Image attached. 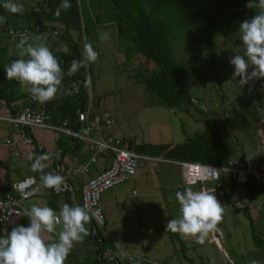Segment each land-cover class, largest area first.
I'll return each mask as SVG.
<instances>
[{"label": "rangeland", "instance_id": "rangeland-1", "mask_svg": "<svg viewBox=\"0 0 264 264\" xmlns=\"http://www.w3.org/2000/svg\"><path fill=\"white\" fill-rule=\"evenodd\" d=\"M23 1L30 7L37 0ZM86 8L90 10L89 6ZM4 13L7 16L1 14L0 17L9 21L11 12L5 10ZM10 24L7 21L0 23V93L8 95L16 103H22L31 97L27 86L16 80H7L5 72V67L19 58L15 54V45L24 36L31 38L29 42H37L35 38L44 35V43L55 51L63 46V42L52 30L42 34L29 31L15 36L11 33ZM4 27L9 29L8 35ZM55 29L61 31L58 25ZM105 33L108 39L101 40L100 36ZM71 35L75 40L80 37L82 42L84 40V35L76 31H72ZM240 36L241 33L234 36V43L216 39L213 51L204 44L182 41L173 44V54L177 58L205 74L203 80L195 79L190 84L194 104L204 110L201 113L191 106H186L187 109L184 106L166 108L152 103L153 98L137 76L149 64L139 54H131L127 59L117 44L113 25H98L87 39L99 53L96 62L91 63L94 82L86 86L88 109L103 119L107 115L111 128L106 132L133 143H181L194 132L210 137V128L205 123L208 119L210 125L219 127L222 139L229 146L230 159L241 155L251 159L256 146L261 144L255 132V122L262 118L260 106L264 100V78L249 81L243 87L239 85V77L233 80L234 66L230 59L237 53L243 55L245 51ZM9 48L14 50L13 55L8 54ZM68 92L59 90L54 99L67 96ZM3 114L0 110V115ZM30 129L36 141L49 152L59 138L65 147L70 144L69 137L60 131ZM90 134L97 136L94 132ZM6 138L13 139L15 145L7 146ZM78 141L82 146L77 150L79 155H90L89 143ZM17 142L12 125L0 120V158L5 159L4 163L0 161L3 166L0 167V175L6 170L9 178L32 174V161L28 158L32 148ZM163 160L157 157L139 159L134 176L100 194L99 204L105 216L101 232L107 239L103 254L117 255L121 264H251L252 260L264 264V247L254 242L251 230L253 227L256 237L264 243V215L261 216L252 207L246 214L239 208L225 210L217 229L209 233L203 244L197 243L194 238L166 231L167 222L180 217L175 193L184 191L189 185L182 183L177 165ZM107 162L108 156L97 155L89 172L79 178L85 179L100 172ZM36 186L38 194L22 203L26 211H30L33 204L45 206L47 192L38 179ZM66 196L65 192L60 193L57 200L59 209ZM245 198L244 185L235 184L230 200ZM252 202L264 206V191L257 193ZM86 227L89 229V225L86 224ZM50 236L46 234L45 237ZM90 255L93 256V253Z\"/></svg>", "mask_w": 264, "mask_h": 264}, {"label": "trees", "instance_id": "trees-1", "mask_svg": "<svg viewBox=\"0 0 264 264\" xmlns=\"http://www.w3.org/2000/svg\"><path fill=\"white\" fill-rule=\"evenodd\" d=\"M3 2L4 0H0V5ZM16 2L24 5V12L22 14L11 13L9 21L6 18V21L11 23V33L16 30L20 32L25 30L24 34L29 31L42 34L52 30L63 42V46L53 53L65 73L74 59H82L84 45L89 43L87 39L92 32L94 33L96 27L109 23L114 27L117 44L125 57L129 59V55L139 54L149 64L148 68L143 72H138L137 76L145 91L153 98L152 103L166 108L184 106V109H187L186 106H191L201 113L204 110L194 104L190 84L195 79L203 80L205 74L199 68L177 58L173 54V44L180 41L204 44L213 51V43L218 38L234 43V36L240 33L241 23L257 14L255 8L246 7L249 0H69L71 8L66 11L62 10L59 17L53 13L61 4V0H37L36 4L30 7H27L28 3L23 0H16ZM86 5L89 6V11ZM4 11L5 9L0 6V15L7 16ZM55 25L60 26L61 31H57ZM4 30L8 35L9 29L4 27ZM72 31L84 35L83 42L80 40L81 37L75 40L71 35ZM18 35L20 34L15 36ZM65 46L69 49L67 54L60 50ZM93 82L91 63H89L74 75L64 76L59 90H69V92L67 96H62L60 99H53L36 106V101L31 97L22 103H15L6 94L0 93V96L6 100L8 106H12V111L24 105L42 107L50 114L52 123L59 124L68 118L70 126L76 128L78 110L87 112L89 118L95 115L88 109L86 90V86ZM258 90L260 92L262 89ZM260 107L261 119H264V100ZM205 123L210 128V137L194 132L181 143H133L130 140L128 143L134 152L143 156L172 161H197L212 165H226L230 159L229 146L222 139L216 124L210 125L208 119H205ZM26 130L35 139L32 130L30 128ZM94 133L98 135L96 131ZM102 134L109 133L103 130ZM69 140L70 144L67 147L60 138L56 140L50 153L60 151L61 155L58 160L53 158L45 162L46 172L56 174V165L63 163L64 157L68 154L74 155L76 150L82 148L78 139L69 137ZM43 153L47 152L32 149L28 158L33 162L36 155ZM64 165L66 166L65 163ZM7 174L8 170L5 171L4 178L9 181ZM31 175L40 180V173L32 171ZM21 177L24 176L19 178ZM67 181L73 187L72 191H62L67 194L63 204L80 206V189L84 181L76 177H68ZM235 184L237 183L228 181L222 185L220 190L224 200L231 201L230 196ZM244 188L245 195L250 201H253L257 193L264 191L263 186H256L251 180L244 185ZM44 189L47 192L46 206L55 211L60 210L57 200L62 192ZM70 193H72L73 200L70 198ZM242 211L246 214L249 210L243 208ZM87 225H89V235L82 243L75 244L65 264H121L117 255L110 253L112 258L109 259V254L108 256L103 254L107 239L101 232V228L94 230L91 221ZM251 230L254 242L264 247V243L256 237L253 227ZM53 241L55 237L51 234L48 242ZM91 252L93 256L90 255Z\"/></svg>", "mask_w": 264, "mask_h": 264}, {"label": "clouds", "instance_id": "clouds-1", "mask_svg": "<svg viewBox=\"0 0 264 264\" xmlns=\"http://www.w3.org/2000/svg\"><path fill=\"white\" fill-rule=\"evenodd\" d=\"M0 6L13 14L24 12V5L16 0H4ZM246 7L255 8L257 14L240 25L244 54L237 53L230 59L234 66L233 80L239 77L241 87L249 81L264 78V0H249ZM70 8L69 0H61L53 14L59 17L62 10ZM5 22L6 18L0 17V23ZM30 39L24 36L15 45V54L19 58L5 67V72L7 80H16L22 86H27L31 98L40 104L56 97L65 75L72 76L98 59L99 53L92 43H87L82 59H74L65 73L53 50L44 43V35L36 37L37 42H29ZM100 39H108L107 33L101 35ZM60 50L65 54L69 52L67 46ZM8 54L13 55L14 50L9 48ZM60 155V151L49 152L36 155L33 159L31 170L40 173L44 188L59 190L64 185L62 175L45 171V162L53 158L58 160ZM175 197L180 205V217L169 220L166 231L194 238L197 243L203 244L209 233L216 230L222 221L224 207L212 192L194 190L191 186L184 191H177ZM27 216L29 226L13 227L10 233L0 238V264H65L75 244L82 243L89 235L86 224L91 218L85 207L65 203L57 212L49 206L33 204ZM46 234H55L57 239L47 242ZM251 264L259 262L252 260Z\"/></svg>", "mask_w": 264, "mask_h": 264}, {"label": "built area", "instance_id": "built-area-1", "mask_svg": "<svg viewBox=\"0 0 264 264\" xmlns=\"http://www.w3.org/2000/svg\"><path fill=\"white\" fill-rule=\"evenodd\" d=\"M25 32V30L22 32L16 30L14 34H24ZM11 108L12 106H8L6 100L0 96V110L4 113L0 115V120L12 125L17 134L18 142L24 146L49 153L42 144L27 133L26 129L31 127L57 130L70 138L89 143L90 155L85 154L83 159L79 158L76 150L75 154L71 156L69 164L65 166L63 161L60 165H56V174L64 177V185L59 190L52 189L54 192L72 191L67 181L68 177L87 174L90 166L96 161L97 155L109 157L108 165L96 175L87 178L80 189V206L85 207L88 211L94 230L103 228L105 216L99 204L100 194L134 176L139 159H152V157L134 152L126 139L110 134H102L103 130L106 132L107 129L111 128V121L107 118V115L104 119L97 115L89 118L87 112L78 110L75 121L77 127L72 128L68 118H65L59 124L52 123L50 114L42 107L24 105L13 111ZM255 127V132L261 139V144L256 146L251 159L241 155L239 158L229 159L226 165H212L197 161L165 159L163 161L171 162L179 167L182 183L192 186L195 190L204 189L215 194L224 207V211L231 208H246L249 210L252 207L256 212L264 215V206L254 204L247 198L239 201H226L223 199L220 190L222 185L228 181L245 185L251 180L256 186L264 187V119H258L255 122ZM94 131L98 134L95 137L90 134ZM5 144L7 146L15 145L9 138L5 139ZM36 182L37 178L35 176L28 175L11 181L6 188L0 187V238L10 233L12 220L22 215L24 211L22 203L31 196L38 194ZM70 198L73 200L72 195ZM53 235L56 240L57 236ZM111 258V255H109V259Z\"/></svg>", "mask_w": 264, "mask_h": 264}, {"label": "crops", "instance_id": "crops-1", "mask_svg": "<svg viewBox=\"0 0 264 264\" xmlns=\"http://www.w3.org/2000/svg\"><path fill=\"white\" fill-rule=\"evenodd\" d=\"M30 101H32V99L30 100ZM16 103V102H15ZM39 104L40 103H38V102H36V106H39ZM6 139H8V138H6ZM9 139H11V138H9ZM12 140V142H14L13 141V139H11ZM14 143H16V142H14ZM13 147V146H12ZM14 154H17V152L16 151H14L13 152ZM75 154V153H74ZM78 154V156H79V158H84L83 156H84V154L83 155H79V153H77ZM71 156H72V154H68L67 156H65L64 157V159H63V161H64V163L65 164H69V162L71 161ZM28 157H29V155H28ZM0 161L2 162V163H4V161H5V159L3 158V157H1L0 158ZM108 163L109 162H107V164L105 165V166H107L108 165ZM104 166V167H105ZM0 167H3V166H0ZM103 167V168H104ZM5 173V172H4ZM4 173L3 174H1L0 175V187H3V188H6L7 187V185L11 182V181H13V180H16V179H18V178H9V181H7V180H5V178H4ZM98 173V172H97ZM96 173V174H97ZM96 174H93V175H90L89 177H92V176H94V175H96ZM7 176H8V174H7ZM74 177H76L77 179H81L82 181H85L87 178H89V177H87V178H85V179H82V178H79V177H81V176H74ZM68 184H69V186L71 187V190H72V185H71V183H69L68 182ZM45 206H46V203H45ZM23 213H22V215L20 216V217H18V218H15V219H13L12 220V224H11V228H10V232H11V230H12V228L13 227H16V226H18V225H23V226H25V227H27V226H29V224H30V220H29V217L27 216V212L28 211H26L25 209H24V207H23ZM261 216H263V214L261 215ZM264 217V216H263ZM256 221H258V219H256ZM45 239H46V241L48 242V241H50V238H46L45 237Z\"/></svg>", "mask_w": 264, "mask_h": 264}]
</instances>
